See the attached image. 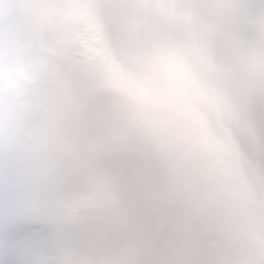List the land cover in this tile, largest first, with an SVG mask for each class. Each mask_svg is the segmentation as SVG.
Returning <instances> with one entry per match:
<instances>
[{"label":"snow or ice","instance_id":"snow-or-ice-1","mask_svg":"<svg viewBox=\"0 0 264 264\" xmlns=\"http://www.w3.org/2000/svg\"><path fill=\"white\" fill-rule=\"evenodd\" d=\"M0 264H264V0H0Z\"/></svg>","mask_w":264,"mask_h":264}]
</instances>
